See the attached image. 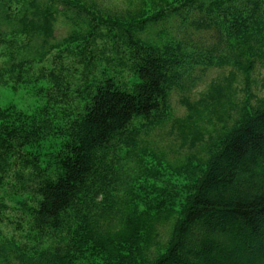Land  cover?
<instances>
[{"label": "trees", "instance_id": "16d2710c", "mask_svg": "<svg viewBox=\"0 0 264 264\" xmlns=\"http://www.w3.org/2000/svg\"><path fill=\"white\" fill-rule=\"evenodd\" d=\"M206 32L217 42L199 48ZM263 47L264 0H0V83L38 84L44 101L0 105V228L22 233L0 229V264H264V101L250 103L249 79ZM231 64L237 115L198 124L202 106L232 101L234 78L183 96L191 153L151 156L144 137L171 119L173 92Z\"/></svg>", "mask_w": 264, "mask_h": 264}, {"label": "rangeland", "instance_id": "374dc122", "mask_svg": "<svg viewBox=\"0 0 264 264\" xmlns=\"http://www.w3.org/2000/svg\"><path fill=\"white\" fill-rule=\"evenodd\" d=\"M122 4L121 2H118ZM108 6L109 3H106ZM72 31V28L68 21L61 17L58 19V22L55 25V40H62L66 38ZM217 42L215 32H206L199 34L194 37V43L199 48H208ZM264 52V47L261 49ZM222 55L229 54L230 50L227 49L226 46L223 45L221 49ZM264 55V54H263ZM50 59V58H49ZM131 76V73L126 70L123 77L127 80L128 77ZM76 80L78 81L80 76H75ZM82 78V77H81ZM233 79V94H232V101H224L222 105L213 104L209 102L206 108L202 106V110H204L199 117V126L201 129H208L212 131L215 128L221 127L220 122H217L215 126L213 122L216 120L219 121L218 117L223 116L224 111L229 112L230 117L236 116V111H229L235 110L236 106H243V103L247 101V95L245 93V78L242 72L237 69L233 64L220 67H214L207 70L203 69H196L193 79H195L193 85L192 83H186V87L188 88L185 92L186 95L182 91H175L171 95V110L172 116L171 119L166 123L165 126L158 128L156 131H153L148 136L144 137V144L142 147L147 150L151 156H156L161 159H164L169 164L174 163V161L184 158L188 154L191 153L190 145L191 141L183 142L181 138H179V133L181 132L179 129V124L185 122V118L188 115V108L186 105L181 103V99L183 96L188 97L190 103L194 104L198 102L202 97H206L208 92H211L212 88L215 85L225 86L229 79ZM90 79V78H89ZM251 81V88L250 92L253 95V98L250 99V103L252 105H260V102L264 101V58L257 60L254 63V68L249 76ZM21 85L18 86L17 91H14L11 85H2L0 83V105L1 106H10L15 105L20 110L26 113H32L34 110L43 104V100H40V96L37 93L38 87L37 85ZM230 102L233 104L230 105ZM71 106H74L72 103ZM216 111V113H215ZM208 138V136H206ZM196 151V150H195ZM151 156H149L151 158ZM147 158V157H146ZM152 159V158H151ZM148 164L147 161H144ZM166 171V170H165ZM167 172V171H166ZM4 192H1V196ZM9 191L5 192V196L7 197L8 205L10 206L4 214H7L10 219L16 220L17 213L14 210L16 207L15 202H11L9 197ZM26 227L27 225L24 224ZM174 222L166 225L165 227H160V233L162 238L160 242L162 243V247L165 246L166 242L168 241L171 230L173 228ZM1 234L5 236H10L15 234L17 237H21L22 233L16 232L10 226H1ZM260 238L264 239V235L262 234ZM156 251V249H154ZM153 251V252H154Z\"/></svg>", "mask_w": 264, "mask_h": 264}]
</instances>
